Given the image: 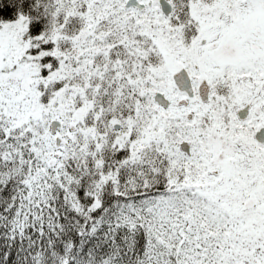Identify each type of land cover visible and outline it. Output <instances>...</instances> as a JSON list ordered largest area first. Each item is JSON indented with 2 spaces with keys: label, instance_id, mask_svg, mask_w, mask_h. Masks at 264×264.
<instances>
[{
  "label": "snow or ice",
  "instance_id": "1",
  "mask_svg": "<svg viewBox=\"0 0 264 264\" xmlns=\"http://www.w3.org/2000/svg\"><path fill=\"white\" fill-rule=\"evenodd\" d=\"M0 264H264V0H0Z\"/></svg>",
  "mask_w": 264,
  "mask_h": 264
}]
</instances>
